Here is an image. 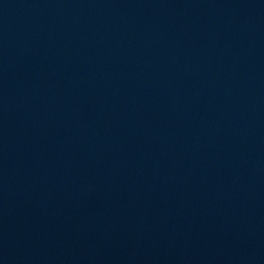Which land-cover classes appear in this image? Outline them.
Listing matches in <instances>:
<instances>
[{"label": "water", "instance_id": "obj_1", "mask_svg": "<svg viewBox=\"0 0 264 264\" xmlns=\"http://www.w3.org/2000/svg\"><path fill=\"white\" fill-rule=\"evenodd\" d=\"M0 264H264V0H0Z\"/></svg>", "mask_w": 264, "mask_h": 264}]
</instances>
